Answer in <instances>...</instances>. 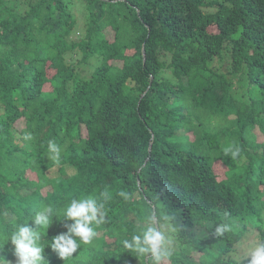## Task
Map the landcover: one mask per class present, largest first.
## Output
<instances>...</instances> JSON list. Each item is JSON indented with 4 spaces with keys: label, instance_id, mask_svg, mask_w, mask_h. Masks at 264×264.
I'll use <instances>...</instances> for the list:
<instances>
[{
    "label": "trees",
    "instance_id": "trees-1",
    "mask_svg": "<svg viewBox=\"0 0 264 264\" xmlns=\"http://www.w3.org/2000/svg\"><path fill=\"white\" fill-rule=\"evenodd\" d=\"M87 196L104 222L71 264H156L123 246L150 226L159 264H248L239 245L264 243V0H0V237L43 232V264H67L51 244Z\"/></svg>",
    "mask_w": 264,
    "mask_h": 264
},
{
    "label": "clouds",
    "instance_id": "clouds-1",
    "mask_svg": "<svg viewBox=\"0 0 264 264\" xmlns=\"http://www.w3.org/2000/svg\"><path fill=\"white\" fill-rule=\"evenodd\" d=\"M31 136H26L30 139ZM48 151L51 154L50 158L53 162L59 163L60 147L52 140L48 142ZM226 152L229 149H225ZM232 156L238 155V150L233 151ZM125 196L124 192L119 193ZM107 197V193H102ZM103 204H99L93 196L72 199L65 207L63 216L72 223L67 225L65 234L57 235L53 238L51 248L56 251L58 256L71 264L70 257L79 248L76 237L84 245L92 243L97 232L92 227L93 224L100 225L104 222L105 212L102 211ZM53 208L47 206L39 210L34 219L37 226L47 229L52 218ZM221 229H217L219 232ZM43 232L37 233L23 224H17L14 231L10 235L0 237V246L4 242L10 240L14 245L13 254L15 256L14 264H43L44 257L42 255L44 242L41 240ZM167 240L165 234L154 226L148 227L141 235H134L131 241H123V246L126 249L134 250L138 253H151L156 264H159L161 259L170 255L166 248ZM248 264H264V243L258 244L250 253ZM0 264H13V261L6 259L3 252L0 251Z\"/></svg>",
    "mask_w": 264,
    "mask_h": 264
},
{
    "label": "rangeland",
    "instance_id": "rangeland-1",
    "mask_svg": "<svg viewBox=\"0 0 264 264\" xmlns=\"http://www.w3.org/2000/svg\"><path fill=\"white\" fill-rule=\"evenodd\" d=\"M207 2L211 1V0H206ZM214 1H218V2H222L223 0H214ZM206 12H213L214 8H208L207 10H205ZM71 12L73 13V15L75 16V18L77 19V28L82 26L83 23V16H82V11H80V9L78 8V6H74L71 9ZM78 32L74 33L71 35V40H76L77 38H79V29H77ZM79 56H76L75 58V63L77 65V70L81 73V75L83 77H89V73L91 71L90 68H86L85 64H79L77 63V61L79 60ZM229 63H222L219 65V67H217L216 69H218L219 71L225 72V69H227ZM217 71V72H219ZM238 81H234L233 83V87L230 90L232 94H234V90L237 94H241L244 93V89L238 87ZM125 88L127 89V87L125 86ZM244 95V94H243ZM217 121H219L218 119H216ZM213 125H215V123L211 122ZM222 122H220L221 124ZM204 124L206 125V127L212 128V126H209L208 123L206 122V120L204 121ZM216 173L218 175V180H220L222 178V171L221 169L216 170ZM256 243H257V233L256 232H252L248 234V237L239 245L238 249V254H243L245 253L246 256H249V253L256 247Z\"/></svg>",
    "mask_w": 264,
    "mask_h": 264
},
{
    "label": "bare ground",
    "instance_id": "bare-ground-1",
    "mask_svg": "<svg viewBox=\"0 0 264 264\" xmlns=\"http://www.w3.org/2000/svg\"><path fill=\"white\" fill-rule=\"evenodd\" d=\"M7 85V84H6ZM25 95V94H24ZM4 97V96H3Z\"/></svg>",
    "mask_w": 264,
    "mask_h": 264
}]
</instances>
